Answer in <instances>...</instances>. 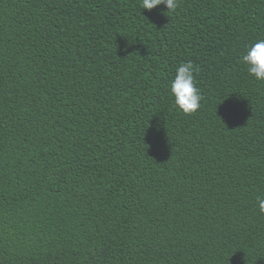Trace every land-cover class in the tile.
<instances>
[{
	"label": "trees",
	"instance_id": "obj_1",
	"mask_svg": "<svg viewBox=\"0 0 264 264\" xmlns=\"http://www.w3.org/2000/svg\"><path fill=\"white\" fill-rule=\"evenodd\" d=\"M0 264H264V0H0Z\"/></svg>",
	"mask_w": 264,
	"mask_h": 264
}]
</instances>
